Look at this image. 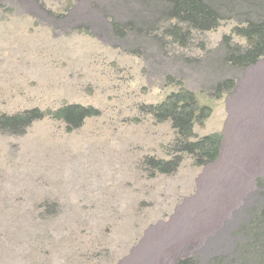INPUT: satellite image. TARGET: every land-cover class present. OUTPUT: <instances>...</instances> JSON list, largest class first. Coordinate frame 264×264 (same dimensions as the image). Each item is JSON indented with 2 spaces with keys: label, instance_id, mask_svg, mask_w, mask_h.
<instances>
[{
  "label": "rangeland",
  "instance_id": "obj_1",
  "mask_svg": "<svg viewBox=\"0 0 264 264\" xmlns=\"http://www.w3.org/2000/svg\"><path fill=\"white\" fill-rule=\"evenodd\" d=\"M205 1L219 25L183 46L168 0H0V116L99 112L72 132L51 117L0 129V264H264V56L227 61L264 0ZM181 82L212 108L194 133L224 142L209 165L181 153L160 173L150 160H172L179 136L147 106Z\"/></svg>",
  "mask_w": 264,
  "mask_h": 264
},
{
  "label": "trees",
  "instance_id": "obj_2",
  "mask_svg": "<svg viewBox=\"0 0 264 264\" xmlns=\"http://www.w3.org/2000/svg\"><path fill=\"white\" fill-rule=\"evenodd\" d=\"M171 4L168 11L170 19L178 24L168 30V34L180 44L187 45L190 29L209 31L218 27L221 17L217 9L205 0H168ZM246 26L236 27L234 33L246 39L248 48L239 46L228 47L227 61L234 66L246 68L255 64L264 56V22L246 21ZM182 25L188 30L183 31ZM225 41L230 38L226 36ZM236 85L234 79H227L218 85L219 98L222 92L231 91ZM180 88L169 94L157 105L147 106L148 112L157 122L171 121L177 131L179 141L176 144L174 158L170 161L151 159L150 162L157 172L172 173L178 169L182 158L181 153L193 157L195 166H206L218 160L221 153L223 135L220 132L198 137L194 126H204L211 116L212 108L202 105L194 92L179 83ZM223 90V91H220ZM98 110L92 106L80 104L65 105L55 110L42 111L39 108L26 110L13 115L0 116V129L13 134L22 135L37 120L51 117L64 122L68 132L80 128L87 118L98 115ZM194 138V140H192ZM264 219V207L262 211ZM176 264H194L191 258L178 260Z\"/></svg>",
  "mask_w": 264,
  "mask_h": 264
},
{
  "label": "crops",
  "instance_id": "obj_3",
  "mask_svg": "<svg viewBox=\"0 0 264 264\" xmlns=\"http://www.w3.org/2000/svg\"><path fill=\"white\" fill-rule=\"evenodd\" d=\"M243 87H245V85H244ZM253 110H255V108H254ZM223 124H225V123H223ZM220 133H222V132H220ZM222 135H223V140H222V145H221V149H222V146H223V142H224V134L222 133Z\"/></svg>",
  "mask_w": 264,
  "mask_h": 264
}]
</instances>
